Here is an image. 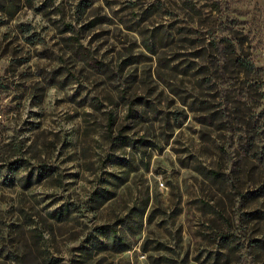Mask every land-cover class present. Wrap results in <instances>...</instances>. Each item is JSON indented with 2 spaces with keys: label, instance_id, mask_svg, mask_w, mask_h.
Returning a JSON list of instances; mask_svg holds the SVG:
<instances>
[{
  "label": "rangeland",
  "instance_id": "rangeland-1",
  "mask_svg": "<svg viewBox=\"0 0 264 264\" xmlns=\"http://www.w3.org/2000/svg\"><path fill=\"white\" fill-rule=\"evenodd\" d=\"M0 264H264V0H0Z\"/></svg>",
  "mask_w": 264,
  "mask_h": 264
},
{
  "label": "trees",
  "instance_id": "trees-1",
  "mask_svg": "<svg viewBox=\"0 0 264 264\" xmlns=\"http://www.w3.org/2000/svg\"><path fill=\"white\" fill-rule=\"evenodd\" d=\"M251 69H252V67L250 66L248 70H251ZM212 118H213V116H212ZM113 236H114V238H112V240L114 241V243H120L121 245H123L121 249H127L129 247V245L122 238L118 237L116 233H114Z\"/></svg>",
  "mask_w": 264,
  "mask_h": 264
}]
</instances>
